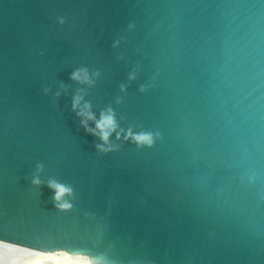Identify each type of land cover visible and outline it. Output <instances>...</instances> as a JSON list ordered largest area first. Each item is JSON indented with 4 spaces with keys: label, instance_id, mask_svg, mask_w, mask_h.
Listing matches in <instances>:
<instances>
[{
    "label": "water",
    "instance_id": "water-1",
    "mask_svg": "<svg viewBox=\"0 0 264 264\" xmlns=\"http://www.w3.org/2000/svg\"><path fill=\"white\" fill-rule=\"evenodd\" d=\"M0 241L264 264V0H0Z\"/></svg>",
    "mask_w": 264,
    "mask_h": 264
},
{
    "label": "bare ground",
    "instance_id": "bare-ground-1",
    "mask_svg": "<svg viewBox=\"0 0 264 264\" xmlns=\"http://www.w3.org/2000/svg\"><path fill=\"white\" fill-rule=\"evenodd\" d=\"M0 256L1 262L4 261V256L14 257L15 261L14 258H11L12 260L9 258V261L14 264H90L86 257L80 255L71 256L64 252L38 253L27 248L1 241ZM5 261L4 263L7 264Z\"/></svg>",
    "mask_w": 264,
    "mask_h": 264
},
{
    "label": "rangeland",
    "instance_id": "rangeland-1",
    "mask_svg": "<svg viewBox=\"0 0 264 264\" xmlns=\"http://www.w3.org/2000/svg\"><path fill=\"white\" fill-rule=\"evenodd\" d=\"M2 257H3V255H2ZM9 258L11 259L12 257H10V256H8V257L4 256V261H5L6 259H8V260L5 261L7 264H8L9 262H10L11 264H14L13 262L9 261ZM13 258H14V257H13ZM13 258H12V259H13ZM12 259H11V260H12ZM4 261H2L3 263L1 262V256H0V264H5ZM14 261H15V258H14ZM10 263H9V264H10Z\"/></svg>",
    "mask_w": 264,
    "mask_h": 264
},
{
    "label": "clouds",
    "instance_id": "clouds-1",
    "mask_svg": "<svg viewBox=\"0 0 264 264\" xmlns=\"http://www.w3.org/2000/svg\"><path fill=\"white\" fill-rule=\"evenodd\" d=\"M72 78H73V79H76L77 77H76L75 74H73V77H72ZM106 123H111V121L108 120V121H106ZM59 191H60L61 193H63V192L65 191V189H64L63 187H60Z\"/></svg>",
    "mask_w": 264,
    "mask_h": 264
}]
</instances>
